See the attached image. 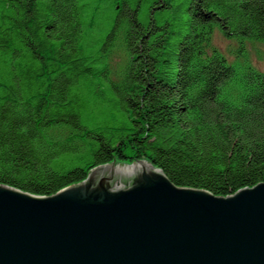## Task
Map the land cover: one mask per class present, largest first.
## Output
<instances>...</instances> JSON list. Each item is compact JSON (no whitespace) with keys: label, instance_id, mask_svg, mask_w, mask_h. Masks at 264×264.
Masks as SVG:
<instances>
[{"label":"trees","instance_id":"1","mask_svg":"<svg viewBox=\"0 0 264 264\" xmlns=\"http://www.w3.org/2000/svg\"><path fill=\"white\" fill-rule=\"evenodd\" d=\"M247 43L263 54L264 0H0V184L52 196L141 160L217 197L264 183Z\"/></svg>","mask_w":264,"mask_h":264},{"label":"water","instance_id":"2","mask_svg":"<svg viewBox=\"0 0 264 264\" xmlns=\"http://www.w3.org/2000/svg\"><path fill=\"white\" fill-rule=\"evenodd\" d=\"M137 164L52 196L0 184V264H264V183L217 197Z\"/></svg>","mask_w":264,"mask_h":264},{"label":"rangeland","instance_id":"3","mask_svg":"<svg viewBox=\"0 0 264 264\" xmlns=\"http://www.w3.org/2000/svg\"><path fill=\"white\" fill-rule=\"evenodd\" d=\"M114 24V16L113 14L108 10L106 14H104L100 20V30H99V36L98 38L103 39L104 36H106L111 28L113 27ZM213 46L218 48L221 52H223L230 61H233L235 59V55L233 53H229L230 49H235L237 48V45L233 42H231L229 39H226L223 37L219 32H216L213 35ZM262 53L261 55H258L254 50H252L250 44L247 43L246 45V50L250 53L249 58L251 60V64H253L254 67H256L259 71L264 72V45L261 46ZM121 53V57H122ZM119 57L117 56L115 59V63L119 62ZM133 166L138 165L137 163L132 164ZM110 167H128L127 165L124 164H118V163H113L110 164Z\"/></svg>","mask_w":264,"mask_h":264},{"label":"bare ground","instance_id":"4","mask_svg":"<svg viewBox=\"0 0 264 264\" xmlns=\"http://www.w3.org/2000/svg\"><path fill=\"white\" fill-rule=\"evenodd\" d=\"M137 166H138V165H135V166H133V167H137ZM254 187H255V186H254ZM254 187H251V188H254ZM244 189H250V188H243V189H241V190H244ZM197 190H201V189H197ZM241 190H239V191H241ZM204 191H205V190H204ZM239 191H238V192H239ZM207 192H208V191H207ZM238 192H237V193H238ZM209 193H210V192H209ZM211 194H212V193H211ZM213 195H214V194H213ZM234 195H235V194H234Z\"/></svg>","mask_w":264,"mask_h":264},{"label":"clouds","instance_id":"5","mask_svg":"<svg viewBox=\"0 0 264 264\" xmlns=\"http://www.w3.org/2000/svg\"><path fill=\"white\" fill-rule=\"evenodd\" d=\"M233 87H237V88H243V85H241V84H237V85H233Z\"/></svg>","mask_w":264,"mask_h":264}]
</instances>
